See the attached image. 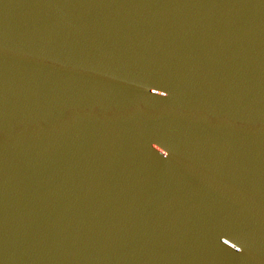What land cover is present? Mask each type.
<instances>
[{
	"label": "water",
	"instance_id": "95a60500",
	"mask_svg": "<svg viewBox=\"0 0 264 264\" xmlns=\"http://www.w3.org/2000/svg\"><path fill=\"white\" fill-rule=\"evenodd\" d=\"M0 264H104L48 185L1 101Z\"/></svg>",
	"mask_w": 264,
	"mask_h": 264
}]
</instances>
